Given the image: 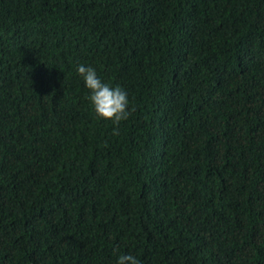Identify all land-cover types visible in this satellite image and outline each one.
Here are the masks:
<instances>
[{"label":"trees","instance_id":"1","mask_svg":"<svg viewBox=\"0 0 264 264\" xmlns=\"http://www.w3.org/2000/svg\"><path fill=\"white\" fill-rule=\"evenodd\" d=\"M120 254L264 264V0H0V264Z\"/></svg>","mask_w":264,"mask_h":264},{"label":"clouds","instance_id":"2","mask_svg":"<svg viewBox=\"0 0 264 264\" xmlns=\"http://www.w3.org/2000/svg\"><path fill=\"white\" fill-rule=\"evenodd\" d=\"M76 72L89 90L88 100L98 118L111 121L117 127L113 134H118V125L125 121L131 114L128 91L121 85H112L105 82L97 70L85 64H78ZM116 264H142L141 260L132 254H120Z\"/></svg>","mask_w":264,"mask_h":264}]
</instances>
